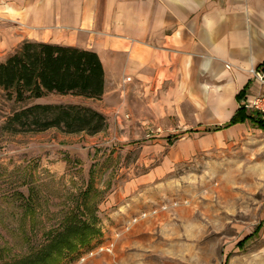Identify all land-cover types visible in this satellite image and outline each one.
<instances>
[{"label": "rangeland", "instance_id": "1", "mask_svg": "<svg viewBox=\"0 0 264 264\" xmlns=\"http://www.w3.org/2000/svg\"><path fill=\"white\" fill-rule=\"evenodd\" d=\"M6 94L0 90V264L41 252L66 214L93 203L99 233L57 264H264L263 132L249 125L225 139L184 133L196 127L191 114H171L159 91L139 96L121 85L97 101L35 102L97 110L105 127L96 135L12 133L1 128L24 105ZM106 243L110 252L87 256Z\"/></svg>", "mask_w": 264, "mask_h": 264}, {"label": "crops", "instance_id": "2", "mask_svg": "<svg viewBox=\"0 0 264 264\" xmlns=\"http://www.w3.org/2000/svg\"><path fill=\"white\" fill-rule=\"evenodd\" d=\"M27 40L94 52L103 98L121 85L159 91L171 114L196 120L184 133L206 131L257 91L249 70L264 62V0H0V58Z\"/></svg>", "mask_w": 264, "mask_h": 264}, {"label": "trees", "instance_id": "3", "mask_svg": "<svg viewBox=\"0 0 264 264\" xmlns=\"http://www.w3.org/2000/svg\"><path fill=\"white\" fill-rule=\"evenodd\" d=\"M257 69L264 71V62ZM0 90L7 93V99L14 104L24 105L11 113L8 123L1 128L4 131L39 133L56 128L65 134L93 136L105 127L104 116L83 104L35 103L49 95L100 100L104 91V70L99 57L92 51L23 41L0 62ZM243 94L244 90L237 95V99ZM236 124H248L264 133V121L258 113L244 108H238L227 123L213 126L205 132L216 133ZM80 207L66 214L62 225L64 229L50 233L51 243L41 252L1 264H57L65 254L93 239L99 233L94 226L96 206L93 203V211L89 212ZM1 258L0 255V260H3Z\"/></svg>", "mask_w": 264, "mask_h": 264}, {"label": "built area", "instance_id": "4", "mask_svg": "<svg viewBox=\"0 0 264 264\" xmlns=\"http://www.w3.org/2000/svg\"><path fill=\"white\" fill-rule=\"evenodd\" d=\"M249 75L253 84L257 87V91L244 97L239 103V108H244L245 110L258 113L261 120L264 121V71L252 68L249 70ZM99 250L110 252L111 246L107 243L102 246H98L94 251L89 252V254L87 253V256H91L94 252Z\"/></svg>", "mask_w": 264, "mask_h": 264}]
</instances>
